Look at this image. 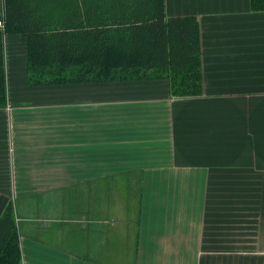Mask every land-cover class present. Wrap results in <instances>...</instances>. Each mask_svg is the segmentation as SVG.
<instances>
[{"label": "crops", "instance_id": "1", "mask_svg": "<svg viewBox=\"0 0 264 264\" xmlns=\"http://www.w3.org/2000/svg\"><path fill=\"white\" fill-rule=\"evenodd\" d=\"M201 25L204 94L168 81L27 85L6 36L0 218L22 264H264V11L166 0Z\"/></svg>", "mask_w": 264, "mask_h": 264}, {"label": "trees", "instance_id": "2", "mask_svg": "<svg viewBox=\"0 0 264 264\" xmlns=\"http://www.w3.org/2000/svg\"><path fill=\"white\" fill-rule=\"evenodd\" d=\"M264 11V0H251ZM0 109L5 37L27 46V85L168 81L173 97L204 94L201 25L169 17L166 0H0ZM0 264H22L12 202L0 218Z\"/></svg>", "mask_w": 264, "mask_h": 264}, {"label": "built area", "instance_id": "3", "mask_svg": "<svg viewBox=\"0 0 264 264\" xmlns=\"http://www.w3.org/2000/svg\"><path fill=\"white\" fill-rule=\"evenodd\" d=\"M3 21L2 20H0V28H3Z\"/></svg>", "mask_w": 264, "mask_h": 264}]
</instances>
